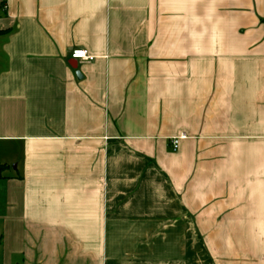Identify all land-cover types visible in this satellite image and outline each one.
<instances>
[{"label": "crops", "instance_id": "0c3cea01", "mask_svg": "<svg viewBox=\"0 0 264 264\" xmlns=\"http://www.w3.org/2000/svg\"><path fill=\"white\" fill-rule=\"evenodd\" d=\"M0 166V264H264V0H0Z\"/></svg>", "mask_w": 264, "mask_h": 264}, {"label": "built area", "instance_id": "2783aa9c", "mask_svg": "<svg viewBox=\"0 0 264 264\" xmlns=\"http://www.w3.org/2000/svg\"><path fill=\"white\" fill-rule=\"evenodd\" d=\"M71 58L81 63H92L95 60V58L90 56L86 50L81 49L74 50L71 54ZM184 138L185 137H180L172 140L171 146L174 152L178 151L180 141Z\"/></svg>", "mask_w": 264, "mask_h": 264}, {"label": "trees", "instance_id": "16d2710c", "mask_svg": "<svg viewBox=\"0 0 264 264\" xmlns=\"http://www.w3.org/2000/svg\"><path fill=\"white\" fill-rule=\"evenodd\" d=\"M6 166H0V181L3 179V174L6 172Z\"/></svg>", "mask_w": 264, "mask_h": 264}, {"label": "water", "instance_id": "95a60500", "mask_svg": "<svg viewBox=\"0 0 264 264\" xmlns=\"http://www.w3.org/2000/svg\"><path fill=\"white\" fill-rule=\"evenodd\" d=\"M77 76H78V77H80V76H81V75H80V72H77Z\"/></svg>", "mask_w": 264, "mask_h": 264}]
</instances>
